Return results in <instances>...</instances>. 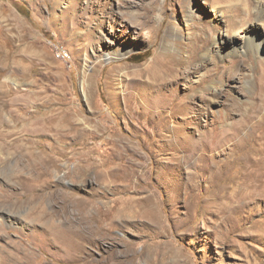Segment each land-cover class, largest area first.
I'll return each mask as SVG.
<instances>
[{
    "label": "rangeland",
    "instance_id": "obj_1",
    "mask_svg": "<svg viewBox=\"0 0 264 264\" xmlns=\"http://www.w3.org/2000/svg\"><path fill=\"white\" fill-rule=\"evenodd\" d=\"M237 2L218 4L221 18L212 0H0V82L11 104L0 136V264H83L82 245L88 264H128L132 255L136 264H264V195L246 189L247 146L229 135L248 116L264 118V50L247 44L255 34L264 42V21L249 24L256 0L247 10ZM159 60L167 63L157 70ZM22 105L74 126L68 155L32 188L91 201L93 228L111 239L55 236L68 226L62 200L45 206L42 221L56 239L34 221L39 210L19 180L29 185L36 172L13 146L25 143ZM35 139L38 150L63 148L46 134Z\"/></svg>",
    "mask_w": 264,
    "mask_h": 264
},
{
    "label": "bare ground",
    "instance_id": "obj_2",
    "mask_svg": "<svg viewBox=\"0 0 264 264\" xmlns=\"http://www.w3.org/2000/svg\"><path fill=\"white\" fill-rule=\"evenodd\" d=\"M222 1L223 0H212V4L214 5L213 8L216 11V15L218 17L221 16V18H222V15H224L225 13L223 12L224 9L222 10L221 6H218V4H220ZM237 1H238L237 3L241 4L240 6L242 7L241 9H243V10L244 9L247 10L251 6L249 0H237ZM193 14H194V12H193ZM248 14H249V16H247V17H249L250 19L253 18V17L255 18L254 19L255 22L249 23V24H251V27H253V26L256 27L257 26L256 20L263 19V21H264V0H256L255 6H254V13L249 12ZM194 17H195V15H194ZM249 24H248V22L247 23L245 22V24H241L240 25L241 27H238L237 25H234L232 27L234 36L235 37L240 36V34L238 33L239 30L240 29H245V27H247V25L249 26ZM263 24H264V22H263ZM171 30L168 32V34L166 36V39H170V40L175 39L176 32H175V30H172V31ZM245 35L248 36L249 34H247V32H246ZM256 35L257 34H255L253 37H248L247 40H249V41L247 42V44L251 45L252 50H254V52L256 54H260V53L263 54L262 50H264L263 49L264 48V46H263L264 42H263V40L258 41ZM215 42H217V41H214V43ZM204 46H206V47H204ZM167 47L170 50L176 51V47L174 46V43H172V42L168 41L167 42ZM199 47H200V45H199ZM205 48H207L206 44L201 46L199 49L200 50H203V49L205 50ZM199 49L197 48L196 51L191 53L192 54L190 56L191 60L195 59V57L198 56L197 53L199 52ZM237 50H238V48L234 49V52H237ZM249 50H250V48H249ZM208 52H209V50L207 52L205 51V53H208ZM252 54H253V52H252ZM159 59H160V57H159ZM179 62H181V61L179 60ZM191 62L192 61H189L188 63L190 64ZM166 63L167 62H162V60H159L157 65H156L157 66L156 69L158 70L159 67L161 68V67L166 66ZM220 68H221V66H219V67L216 66L215 71L220 70ZM262 72L264 73V70H262ZM152 76L153 75L150 74L149 77L151 78ZM155 77H157V75ZM208 78H209V76H208ZM263 78H264L263 76H259V80L260 81H263ZM158 79H161V78L158 77ZM156 81H157V79H156ZM211 82L212 83H211L210 87L214 91L215 90L219 91V89L222 87V84H220V86H219V84L216 82V80H213ZM247 84H248V82H247ZM4 87H7V84L4 83V82H0V95L5 93V91L3 90ZM148 87H150V86H148ZM2 96H3L4 99L0 98V136L3 137L4 130L2 131V129H4V127H5L4 125L5 124H4L3 120H2L3 119L2 118V114L4 113L5 110H8V108L10 110V107H11L10 105L11 104H10V100H8V97L10 96V90L8 91L7 94H3ZM37 100H40L38 95H37ZM11 101H12V99H11ZM27 101H29V100H27ZM26 103L28 104V102H26ZM31 108H28V105H22V106L19 107L21 113L18 116L17 125L20 127L19 133L22 134L23 136H25L26 138L23 137L21 139L25 143L20 145V143H18V141H16L15 144L13 143V146L15 148H18V149L21 150L20 159H28L31 162L30 164H32V167H33V169L36 172V173H34V175L30 176V179L28 178L29 179L28 182H30L29 185H25V182L27 183V180L25 181L24 177L23 178L21 177L20 180H19L20 181V185L22 187H24L25 189H27V192L29 194V200H30L31 203H33L35 205L34 206V210H39L37 212V215H35L36 212H34V211H33L34 213L32 212V214L36 218V219L33 218L34 221L36 220L38 223L42 224V221L48 216V215H46V211H45L46 207L45 206L50 205V204L52 205L54 203H57L58 200H62L64 202V206L62 207L63 210H61L60 213L59 212L58 213L63 218V221L61 223L63 225H68L67 226V230H65L64 232H61V234H56L55 235V232H54V229H53L52 226L48 225V228H47V226L42 224V225L45 226V227L44 226L43 227L47 229L46 231H48V233L50 235H52L54 239H56L54 237V235L57 236V237H60L59 235H61V236L63 235L65 237V240H66V238H68L66 236L69 235V234H72L73 237L77 236L79 239H81V240L83 239L86 242H92L93 241L96 245H98V244L100 245V243H101L100 240L101 239L102 240H104V239L106 240V239L109 238V234L108 233L110 231H105V230H103L101 228H93L94 216H92L89 213V208L91 207V201H87V200H83V199H81L79 202H77L75 200L73 201V195H74L73 193L65 192V191H62V190L60 191L58 189L46 192L45 191L47 189L46 188L44 190L45 193L43 192V194H40V193H36L35 192L36 188L35 189L32 188V186H33L32 182L33 181H38L39 182L40 179H42V178H44V177H46V176H48L50 174V168H52L53 166L56 165V160H57L58 156H67L68 155V152H67L65 146L63 147L62 145L65 144L66 140L69 138V132L74 130V126L70 127V126H67L65 124H64V126H62L57 121L58 120L57 116L45 117L44 115L41 114L40 111H38L36 109L35 110H31ZM152 108H154V107H152ZM10 112H11V110H10ZM247 118H248L247 120L241 121L237 125L234 124L235 131L233 133L229 134V135H230V137L232 139H242L240 141L238 140V144L236 143L237 146H242V144H245V146H247V150H248L247 151V156H246V169H247V172H246V175H245V179L243 181L246 189L249 191L251 196H254V197H256L257 195L263 196L264 195V118L262 120L258 121L256 124L252 123L254 117H252V116L249 117L248 116ZM65 119H67V118H65ZM61 122H62V120H61ZM17 125H14L12 128L10 127V134L14 133V128L16 129V127H18ZM244 128L248 129V133L241 138L240 137V133L242 132V130H244ZM45 134L48 135L49 137H51L52 139H54V141H56V144L60 145L63 148L60 149V147L53 146L52 149H50L48 151L43 150V149H39L38 150L37 147L40 146L41 144H43V142L41 140H38V139H35V138L36 137H40V136L45 135ZM84 135H85V132H84ZM88 140H89L88 138L86 140H84L83 145H87L89 143ZM10 146H12V145H10ZM83 149H86L88 151L86 153H90V151L92 150V147L90 148V147H86L85 146V147H83ZM89 177L90 176L88 174H86V180L87 181L90 178H92V177H90V178ZM58 179L59 180H63V177L62 176H58ZM41 190H43V189H41ZM55 213H57V212H55ZM47 214H49V213H47ZM12 217H15V218L17 217L18 218V215L16 213H10L8 218L12 219ZM106 217H107L106 214L100 215L101 219H105ZM57 227H59V226H57ZM63 228H60V229H63ZM109 239H111V238H109ZM62 241H64V239ZM54 242L56 243L55 240H54ZM57 244L58 243H56V245ZM79 245H80V243H79ZM79 245L78 244H74V245L72 244L73 247L74 246L75 247L76 246L79 247ZM66 246H69V245L67 244ZM58 247H60V246H58ZM127 247H129V246H127ZM61 248H62V246H61ZM79 248L86 255L85 258L82 259V263L83 264H88L90 259H91V258H89L90 254H87L88 253V248L86 246H83V245L80 246ZM76 250H77V248H76ZM129 252L130 253H136L137 251L136 252L129 251ZM80 259H81V256H80ZM137 259L138 258H137L136 255H132V257L130 258L128 264H136L138 262ZM78 262H79V260H78ZM109 262H110V260H109ZM109 262H106V263H109Z\"/></svg>",
    "mask_w": 264,
    "mask_h": 264
},
{
    "label": "built area",
    "instance_id": "obj_3",
    "mask_svg": "<svg viewBox=\"0 0 264 264\" xmlns=\"http://www.w3.org/2000/svg\"><path fill=\"white\" fill-rule=\"evenodd\" d=\"M58 56H59V58H63V59L68 58V55H64V53H62V52L58 53Z\"/></svg>",
    "mask_w": 264,
    "mask_h": 264
},
{
    "label": "trees",
    "instance_id": "obj_4",
    "mask_svg": "<svg viewBox=\"0 0 264 264\" xmlns=\"http://www.w3.org/2000/svg\"><path fill=\"white\" fill-rule=\"evenodd\" d=\"M136 61H137V62H140V61H141V59H136Z\"/></svg>",
    "mask_w": 264,
    "mask_h": 264
}]
</instances>
